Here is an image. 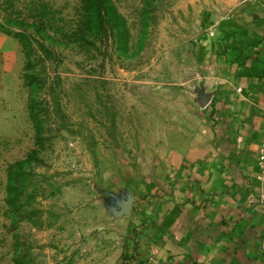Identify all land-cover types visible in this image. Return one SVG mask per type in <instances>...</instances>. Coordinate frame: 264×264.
<instances>
[{
  "label": "rangeland",
  "instance_id": "rangeland-1",
  "mask_svg": "<svg viewBox=\"0 0 264 264\" xmlns=\"http://www.w3.org/2000/svg\"><path fill=\"white\" fill-rule=\"evenodd\" d=\"M110 1L125 22L110 16L105 33L89 0H0V264H160L147 234L182 156L248 141L260 88L247 81L264 66L228 28L264 18V0ZM237 114L248 121L227 129Z\"/></svg>",
  "mask_w": 264,
  "mask_h": 264
},
{
  "label": "crops",
  "instance_id": "crops-1",
  "mask_svg": "<svg viewBox=\"0 0 264 264\" xmlns=\"http://www.w3.org/2000/svg\"><path fill=\"white\" fill-rule=\"evenodd\" d=\"M245 22L230 21L229 32L236 38L254 41L255 46L249 50L245 46L247 54L259 56L264 66V18L250 22L252 32L246 30L250 25ZM256 77L246 81L260 88L258 92L249 91L250 102L258 105L259 114L252 117L243 151L235 143H226L217 150L214 148L213 151L221 153H214L208 159L196 153L195 157L182 156L180 162L185 169L179 191L174 198H168L170 202L164 204L147 234L151 237L147 240L151 247L148 253H159L160 264L263 263L260 240L264 230V177L258 152L264 142V73L261 78ZM240 119L248 121L238 114L227 116V129ZM242 127L230 133L247 135V129ZM193 166L194 174L189 169Z\"/></svg>",
  "mask_w": 264,
  "mask_h": 264
},
{
  "label": "trees",
  "instance_id": "trees-1",
  "mask_svg": "<svg viewBox=\"0 0 264 264\" xmlns=\"http://www.w3.org/2000/svg\"><path fill=\"white\" fill-rule=\"evenodd\" d=\"M90 7L92 10L94 8L97 9V24L99 26L100 31H105L107 33L108 30H106V25H109L107 19L109 17H116L120 20V23L124 24L125 22L124 18L120 16V14L113 8L111 5L110 0H89ZM109 23V24H108ZM125 30V26H124ZM120 31V30H119ZM112 33L114 34L115 31L112 29ZM115 38V36H114ZM40 107V106H39ZM30 109H31V115L34 120V123L38 126V124L41 121L40 118V110L37 107V103L34 99V97L31 98L30 103ZM42 137V134L39 132L38 140L40 141ZM31 159V156L29 157ZM24 166L25 161H21L15 165L12 166L10 172H9V187H8V200L7 204L12 209V211L15 212L16 220L18 218V215H23L22 213V196L26 190V182L28 181V177L24 172ZM17 263H23L22 261L16 259Z\"/></svg>",
  "mask_w": 264,
  "mask_h": 264
},
{
  "label": "built area",
  "instance_id": "built-area-1",
  "mask_svg": "<svg viewBox=\"0 0 264 264\" xmlns=\"http://www.w3.org/2000/svg\"><path fill=\"white\" fill-rule=\"evenodd\" d=\"M261 172L264 173V150H263V154H262V157H261ZM261 252H262V255L264 256V232L261 236Z\"/></svg>",
  "mask_w": 264,
  "mask_h": 264
}]
</instances>
